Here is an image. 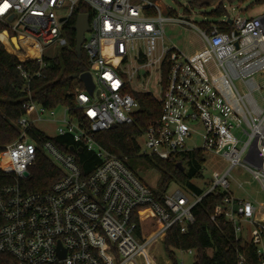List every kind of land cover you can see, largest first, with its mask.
<instances>
[{
	"label": "built area",
	"instance_id": "built-area-1",
	"mask_svg": "<svg viewBox=\"0 0 264 264\" xmlns=\"http://www.w3.org/2000/svg\"><path fill=\"white\" fill-rule=\"evenodd\" d=\"M80 5L93 11L82 49L94 89L90 93L80 79L74 87V110L83 118L70 106H60L62 114L57 115L56 108H46L28 92L25 114L18 120L20 135L2 156L3 173L10 180L0 182V252L10 254L12 264H135L141 256L144 264H153L148 246L158 239L163 243L177 223L186 232L195 220L194 207L207 194L220 191L225 196L212 219L224 215L237 238L257 246L258 264H264V204L237 197L230 180L233 170L242 168L264 189V85L256 81V75L264 73V14L226 16L224 24L202 28L166 16L159 0H0V22L15 33L18 45L20 39L31 46L39 66L31 71L19 65L27 83L47 67L49 47L68 44L64 26ZM169 21L193 26L204 47L188 54L167 45ZM155 43L157 52L152 51ZM152 80L159 96L149 88ZM28 89L25 85L23 90ZM133 91L150 92L162 103L159 119L139 137L140 156L178 161L186 153L202 151L221 154L228 162L223 173H213L203 194L172 183L159 200L157 188L128 166L127 157L98 142L100 132L134 123L140 103ZM197 124L204 129L203 141L192 146ZM34 128L50 138L33 133ZM52 128L55 133L46 132ZM64 135L99 159L89 174L72 152L51 139ZM38 153L62 174L49 191H25L22 182L31 175ZM238 185L244 187L243 182ZM143 205L151 206L163 223L147 240L133 217ZM244 223L252 229L250 239ZM238 264H246L242 253Z\"/></svg>",
	"mask_w": 264,
	"mask_h": 264
},
{
	"label": "trees",
	"instance_id": "trees-1",
	"mask_svg": "<svg viewBox=\"0 0 264 264\" xmlns=\"http://www.w3.org/2000/svg\"><path fill=\"white\" fill-rule=\"evenodd\" d=\"M236 0H188L191 7L215 8L209 12L214 20L202 22L203 28H209L212 23L224 24L222 19L227 16L226 4H232ZM264 2V0H258ZM88 13L93 17V11L84 5H80L73 18L68 21L64 28L68 36V44L60 49L55 57H46L48 62L40 76H35L30 83L26 82L21 70L37 71L39 66L34 59L31 46L24 40L19 39L18 47L13 42L15 33L5 24L0 22V182L10 180L3 173L2 156L7 144L17 140L20 135L18 120L25 114L23 104L28 100V92L32 98L48 109L59 106L76 108V97L73 94L74 87L80 83L75 78L90 69L87 54L82 49L79 57L76 52V31L74 29L78 14ZM172 14V13H170ZM168 68L163 66V83L166 84ZM29 85L28 90H23ZM134 97L139 101L140 108L135 114V121L130 125H119L97 135V140L107 150L127 157L126 163L136 173L133 162L139 158L155 167L160 174L155 194L161 200L163 193L172 184L176 183L185 189H191L203 194L205 189L199 188L194 180L201 178V168L205 163V153L193 151L186 153L178 161H167L158 157L140 156L141 145L139 137L148 126L155 123L162 113V103L150 92L133 91ZM81 116V112L74 110ZM33 133H39L36 128ZM42 137H50L40 132ZM61 149L72 152L84 174H89L97 165L99 159L85 148L79 150L71 135L55 136L51 138ZM76 146L74 151L71 147ZM181 162L184 169L177 165ZM31 175L23 180V189L29 192L49 191L53 183L61 176L62 172L46 155L38 153L35 164L31 167ZM138 175V173H137ZM140 177V176H139ZM141 178V177H140ZM225 193L214 191L207 194L194 207V222L188 225L186 232H181L177 223L173 225L163 242V246L173 264H178L174 249L194 250L196 258L194 264H238L239 254L246 256V264H258L257 246L253 243L244 242L237 238L234 227L224 215L216 216L215 208L223 202ZM134 220L138 224V232L143 240L150 238L161 226L162 221L151 206L143 205L134 210ZM0 214V225L3 224ZM213 250L212 255L207 250ZM14 258L7 253L0 252V264H12Z\"/></svg>",
	"mask_w": 264,
	"mask_h": 264
},
{
	"label": "rangeland",
	"instance_id": "rangeland-1",
	"mask_svg": "<svg viewBox=\"0 0 264 264\" xmlns=\"http://www.w3.org/2000/svg\"><path fill=\"white\" fill-rule=\"evenodd\" d=\"M160 7L166 16H174L178 19H183L186 22H190L198 27H202V22H207L209 20H214L209 16L215 6L209 7H200L194 6L191 7L188 0H159ZM227 16L231 19H234L238 15L242 18H255L264 14V2H258V0H236L232 4H226ZM235 8V9H233ZM172 13V14H170ZM166 44L175 45L183 52L192 54L198 50H201L204 47V41L197 29L193 26L180 24L174 21H169L166 23ZM158 43H155L154 49L152 51H158ZM59 46H51L47 49L46 54L49 57H55L60 52ZM107 51L110 53L112 48H107ZM256 81L264 85V73H259L256 75ZM236 85L238 88L246 92L247 89L242 85L239 80H236ZM150 90L156 95L159 96L160 91L159 87L154 84L152 80L150 84ZM257 96H260V93L256 92ZM264 96V90L262 92ZM57 115L62 114V107L56 108ZM47 126H43L44 129H48ZM50 127V126H49ZM197 133H194L193 139L190 142L192 146L202 145V136L204 129L201 124L196 125ZM48 133H55V129L52 128L47 130ZM144 150V149H143ZM135 170L138 175L150 186L156 187L160 177L159 172L155 167L148 164L144 158H139L133 162ZM228 162L221 154L216 153H206L205 154V163L201 168V178L194 180V183L198 187L207 189L210 187L213 180V173L218 171L223 173L227 167ZM234 178H231V190L239 198H248L258 203L264 204V189L259 185V183L253 179V176L244 171L242 168H235L232 172ZM243 182L244 187H239L238 183ZM244 228L246 231V238L250 239V232L252 231L249 224L244 223ZM148 259L153 264H173L169 259L166 250L163 246L161 240H156L148 246ZM175 256L178 264H194L196 258V252L194 250H177L174 249ZM207 253L212 255L213 250L208 249ZM146 261L145 257H138L135 261V264H144Z\"/></svg>",
	"mask_w": 264,
	"mask_h": 264
},
{
	"label": "water",
	"instance_id": "water-1",
	"mask_svg": "<svg viewBox=\"0 0 264 264\" xmlns=\"http://www.w3.org/2000/svg\"><path fill=\"white\" fill-rule=\"evenodd\" d=\"M229 22H231V19H229ZM74 29L76 31V52L77 55L80 57L82 54V45L85 39V33L90 30V15L88 13H80L77 16L76 23L74 26ZM14 44L18 47V40L16 37H13ZM77 79H80L85 88L92 93L94 89V83L92 80V75L89 71L83 72L81 74H76L74 76ZM75 147L72 146L71 150H74ZM79 150H82V148H79ZM181 170L184 169V166L181 162H178L177 164ZM25 175H28V172H25Z\"/></svg>",
	"mask_w": 264,
	"mask_h": 264
},
{
	"label": "snow or ice",
	"instance_id": "snow-or-ice-1",
	"mask_svg": "<svg viewBox=\"0 0 264 264\" xmlns=\"http://www.w3.org/2000/svg\"><path fill=\"white\" fill-rule=\"evenodd\" d=\"M7 6H8L7 4L4 5V7H7ZM0 11H2V9H0Z\"/></svg>",
	"mask_w": 264,
	"mask_h": 264
}]
</instances>
